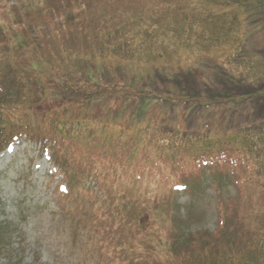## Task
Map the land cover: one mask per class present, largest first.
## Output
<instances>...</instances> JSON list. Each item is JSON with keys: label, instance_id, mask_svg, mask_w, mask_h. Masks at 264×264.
<instances>
[{"label": "rangeland", "instance_id": "1", "mask_svg": "<svg viewBox=\"0 0 264 264\" xmlns=\"http://www.w3.org/2000/svg\"><path fill=\"white\" fill-rule=\"evenodd\" d=\"M30 1L8 0L6 4L13 6L10 9L18 20H23L26 13L28 15L30 11L26 10L33 7ZM35 1L40 3V0ZM115 1L118 5L117 10L113 12L114 18L112 17L111 23L108 24L110 27H115L121 18L126 21L129 18L128 24H130L137 10L141 8L146 10L145 3L150 0H111L110 4H114ZM153 1L160 3L163 0ZM46 2L49 8L58 10V12L63 11L59 16L48 19L49 21L59 23L63 16L68 19L61 27L50 31L46 41L54 39L53 41L61 45L70 44L67 40L68 36L71 35L73 39V32H79L84 26L82 24L73 25L69 21L71 15L67 7L72 5V0H46ZM33 3H35L34 0ZM105 3L107 0H95V3L91 5L90 15L96 22L97 16H100L107 6V4L102 5ZM179 6L190 9L185 2ZM159 8L162 9V7ZM223 8L221 6L215 11L217 13L226 12ZM107 10H109L108 6ZM170 12H173L171 8ZM247 12L250 13L251 10ZM166 16L170 17L167 12ZM244 16L248 17V14ZM170 18L173 22L172 17ZM95 21L89 29L96 26ZM248 21L241 17L242 30L240 28L238 37L242 38L248 48L241 52L242 59L237 67L231 69L227 64V57L231 50L238 51L235 48L237 46L228 47L231 42L223 37L218 42L225 46L222 52L212 54V52L204 51L192 54L184 44L194 42L193 38L183 41V45L179 44L175 48L172 54L173 61L167 57L170 62L167 66L170 69L176 72L183 71L185 75L196 79L198 83L203 77L208 80L214 73L212 69L216 70V74L223 72L224 82L221 91L224 95H231L227 103L216 104L212 99L215 96L201 90V92L195 90L198 93L193 90V95L187 96V93L180 90L186 84L178 80L175 82V87H172L167 77L161 80L158 76L157 69L162 68L156 65L155 69L148 67L150 70L143 75L141 83L136 80L139 88L144 90V84L146 86L151 84L146 79L149 73H157V81L153 82L154 85H150L151 93L149 94L150 97H155V101L151 99L153 102L147 106L148 109L143 117L138 118L133 115V112L132 116L128 117L129 113L124 110V107L133 105L135 102L139 104L140 99L143 98L139 96L137 90L132 91L130 88L131 81L137 77L136 74L127 71L124 62L113 56L97 57L96 61L108 70L101 78L96 79L95 84L99 85V88L97 86L96 90L86 91L76 98L74 110H77L78 105L89 97L99 99L98 106H90L89 118L98 119V121L102 119V124H106L96 127L99 129V136L110 139L111 142L116 140V145L109 150L103 147V150L108 151V161L116 166L122 165L123 169L116 167V171H111L113 175L106 185L103 181L90 180L87 176L81 184L83 178L78 174L80 169L75 167L68 155L64 156V162L60 166L52 163L51 146L53 143L48 142L44 145V142H40L39 139L32 140L25 136L13 141L12 146L0 154V230L2 231L0 234V264H142L140 255L155 256L160 252L142 242V234L133 240L132 233H136V230L150 231L156 237L160 231V235H163V228H168L176 239H178L177 234L181 232H188L185 235L192 232L206 238L202 248L199 247L200 244H195L193 247L187 246L185 241L187 236L178 241L177 254L188 256L190 264H201L203 260L215 257L217 252L223 255L222 250L230 248L237 236L239 237L240 225L238 223L243 218L240 213L242 211H246L247 215L258 213L264 206V200L262 201L258 194L260 186L264 185V177H258L254 168L236 167L233 169L238 170L234 172L222 169L218 172L235 174L236 177H230L231 180H219L207 174L204 176L203 184L198 182V188L194 191L179 192L175 199L171 197L167 199L171 184L181 186L184 184L181 182L182 179H189L190 176L194 179L195 174H182V169L186 167L181 169L178 165H174L176 171L163 166L160 173L155 174L150 171L154 166H151L153 168L146 164L139 166L137 161L140 162L142 152L151 155L148 150L155 139L152 135L161 131L173 115L181 121L183 103L194 105L197 109L191 112L188 107L186 110V120L194 126L193 138H195L196 131L201 130L208 133L214 140H227L235 136L243 127L255 126L264 122V93L259 92V89L264 87V65L260 58V56L264 58V16L254 24ZM65 25H67V31L64 29ZM45 26H47L46 21L43 22L42 28ZM128 27L132 28L130 25ZM4 32L6 29L0 20L1 42L4 41L6 35ZM236 36L237 34L231 38ZM175 43L176 38H173V44ZM189 70L194 73L188 72ZM107 81H110V84L106 85ZM82 83L83 80L80 79L72 78L71 80L75 88L81 87ZM103 86H107L106 91H110L117 98L120 96V99L115 101V99L105 98L106 95L102 97L99 90ZM110 88L114 90L111 91ZM175 92L181 95L171 94ZM246 92L251 94V96H245L249 100L243 103L238 102L240 97L236 94ZM48 95L50 96V93ZM221 100L219 99L220 102ZM164 102L167 108L161 109L160 105ZM146 105L144 103L142 108ZM176 105H178L177 108ZM56 106L57 103L51 99L35 106L32 110L34 125L43 124L46 113ZM172 109L173 111H169ZM119 114V117L116 116L113 119ZM148 121L151 124V131L147 133L139 126L144 128ZM118 124H123V128L127 127V129L130 127V132L118 135V131H121ZM198 140H200L199 135ZM128 146H131V150L126 156L123 153ZM121 156L128 159L126 164H123L125 159H119ZM151 156L156 158L155 155ZM156 160L159 162V159L156 158ZM174 173L178 176L170 179ZM68 175L72 176L77 183L70 184L72 182ZM161 185L162 188H159ZM60 187L62 191H66L61 192ZM158 190L162 193L163 201L167 203L165 208L161 206L148 214H145L142 209L136 210L135 205L138 201L143 207L144 199L151 198L152 203L160 199ZM121 202L124 209H120L119 203ZM224 222H226L225 229H223ZM132 224L138 229H134ZM126 250L130 251L128 256L124 252ZM132 258L138 262L132 263L130 260Z\"/></svg>", "mask_w": 264, "mask_h": 264}, {"label": "trees", "instance_id": "2", "mask_svg": "<svg viewBox=\"0 0 264 264\" xmlns=\"http://www.w3.org/2000/svg\"><path fill=\"white\" fill-rule=\"evenodd\" d=\"M152 1L145 3L146 10L143 8L137 10L130 24H128L129 18L127 21L121 18L115 27H110L108 24L114 18L113 12L117 10L118 2L110 4L111 0H107V3L102 4L104 6L107 4L109 10L106 6L102 14L97 16L96 22L90 15L91 5L95 3V0H72V5L67 7L71 15L69 21L73 25L82 24L84 26L79 32H73V39L71 35L68 36L67 40L70 44L61 45L53 41L54 39L47 41L46 39L50 31H55L57 27H61L68 21L65 16L59 21L60 24L48 20L59 16L63 11L58 12V10L49 8L46 0H40V3H36L35 0L33 3L31 0L33 7L26 10H30L28 15L26 13L23 20H18L13 15V11L5 6L8 0H0V5L2 4L0 20L6 29L4 32L6 39L0 41V152L21 136L32 140L39 139L40 142H44V145L51 142L53 143L52 156L56 165L60 166L65 159L64 156L68 155L75 167L80 169L78 174L83 178L81 184L87 176L97 182L103 181L106 185L113 175L111 171H116V167L123 169L122 165L116 166L107 160L108 151H104L103 147L109 150L116 143H107L103 137L99 136V129L96 127L105 126L102 124L103 120L89 118L90 106H98L99 99L89 97L78 105L77 110H74L76 98L86 91L96 90L97 86L99 88V85L95 84L96 79L101 78L108 70L96 61L97 57L113 56L124 62L127 71L136 74L137 77L131 81L132 83L130 82L132 84L130 88L132 91L137 90L139 96L143 98L140 99L139 104L135 102L136 104L124 107V110L129 114L133 112V115L138 118L143 117L148 109L147 106L155 101V97L152 98L149 94L151 93L150 85H154L153 82L157 81V73H149L146 79L151 84L147 86L144 84V90L140 89L136 82L137 80L141 83L143 75L150 70L149 66L155 69L158 65L162 68L157 69L158 76L161 80L167 77L172 87H175V82L178 80L184 82L186 85L180 90L187 93V96L191 97L193 90L195 93L204 91V93L215 96L212 98L214 102H218L219 99H222L220 104L229 102L231 95H224L221 91L224 82L223 74H216L215 71L213 75L210 74L208 80L203 77L198 83L192 76L185 75L183 71L176 72L170 69L167 66L170 65L167 57L172 60L175 48L179 44L183 45V41L193 38L194 42L184 44L192 54L204 51L222 52L225 46L218 42L223 37L230 40L228 47L237 46L235 48L238 51L231 50L227 57L228 66L231 69L237 67L242 59L241 52L248 48L242 38L238 37L240 28L242 30L241 17H244L246 21L250 20L248 22H253L252 24L259 22L264 16V0H176L177 3L175 0H163L160 3L155 1L152 3ZM184 2L189 5L190 9L179 6ZM221 6L226 12L217 13L215 10ZM159 7L162 9L160 10ZM170 8L173 10L172 13ZM248 10L251 12H247ZM166 12L172 17L173 22L169 16H166ZM245 12L248 17L244 16ZM93 20L96 26L89 29V26L94 24ZM44 21L47 26L42 28ZM128 25L132 28L130 29ZM65 26L64 29L67 31V25ZM236 34L235 38H231ZM173 38H176L175 45ZM260 58L264 65V58L261 56ZM188 72L194 73L192 70ZM10 73L13 74L10 75ZM72 78L83 80L82 86L73 87ZM107 83L110 84V81H107L106 85ZM107 88L103 86L99 90L102 97L106 95L105 98L115 99V101L120 99V96L117 98L110 91H106ZM110 90L113 91L114 88ZM259 90L264 93V87ZM171 94L181 95L179 92ZM246 95L251 96L250 92L236 94L240 97L238 102L243 103L249 100L245 97ZM47 99L54 100L57 106L46 113L43 124L36 126L33 123L32 110ZM144 103L147 105L142 108ZM165 104L166 102L161 103V109L167 108ZM190 106L189 110H196L194 105ZM175 107L177 108L178 105ZM185 118L184 114L181 121H178L173 115L161 131L152 135L155 139L148 151L151 155H155L159 162L151 155L142 152L140 162H137L139 166L140 164H146L150 168L154 166L150 171L155 174L160 173L164 164L178 165L181 169L186 167L182 169V174H195V177L194 179L193 176L189 179H182L181 182L184 184L180 192L194 191L198 188V182L203 184L204 176L207 174L219 180H231L230 177H236L235 174L218 172L222 169L234 172L238 170L233 169L236 167L254 168L258 177H264V122L255 126L243 127L235 136H231V139L214 140L208 133L201 130L196 131L195 138H193V123L189 124ZM144 130L151 131L150 121L146 123ZM198 135L200 140H198ZM129 150L131 146L126 147L123 154L127 156ZM140 150L142 151V148ZM122 157L119 159H125L123 164H126L128 159ZM172 170L176 171L174 168ZM68 176L72 185L77 183L72 176ZM173 176L175 179L178 175L174 173ZM157 192L160 199L152 203L151 198L148 197L149 199H144L143 207L138 201L135 205L136 210L142 209L145 214H148L161 206L165 208L167 203L163 201L160 190ZM178 192V190L171 189L167 199L170 197L175 199ZM258 194L263 201L264 185L260 186ZM119 204L120 209H124L123 203ZM124 205L127 207V204L124 203ZM240 215L243 216V220L240 219L238 223L240 231L237 241L235 240L230 248L222 250L223 255L217 252L215 257L203 260L201 264H264V206L258 213L247 215L246 211H242ZM124 218L126 219V216ZM225 226L226 222H224L223 229ZM132 227L138 229L134 224ZM187 233H176L178 236L176 239L168 228H163V235H160V231L156 237L150 231L136 230V233H132V239L136 240L142 234L141 241L160 252L155 256L140 255L142 264L150 262L153 264H180V262L190 264L188 256L177 254L178 241L187 236L185 240L187 246L193 247L195 244H200L199 247L202 248L206 238L192 232L185 235ZM0 234H2L1 230ZM217 249L219 250L218 246ZM124 252L127 256L130 253L127 250ZM130 260L132 263L138 262L134 258Z\"/></svg>", "mask_w": 264, "mask_h": 264}]
</instances>
